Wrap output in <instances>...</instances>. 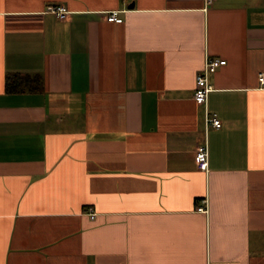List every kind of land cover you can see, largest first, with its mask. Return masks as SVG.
<instances>
[{
  "label": "crops",
  "instance_id": "crops-1",
  "mask_svg": "<svg viewBox=\"0 0 264 264\" xmlns=\"http://www.w3.org/2000/svg\"><path fill=\"white\" fill-rule=\"evenodd\" d=\"M203 7L0 0V264H264V0Z\"/></svg>",
  "mask_w": 264,
  "mask_h": 264
},
{
  "label": "built area",
  "instance_id": "built-area-1",
  "mask_svg": "<svg viewBox=\"0 0 264 264\" xmlns=\"http://www.w3.org/2000/svg\"><path fill=\"white\" fill-rule=\"evenodd\" d=\"M204 7L210 4L213 0H203ZM48 11L53 13L58 18H63L68 10L65 6L60 4H53L48 8ZM120 9H109L104 12V18L108 21L121 22L122 17L119 15ZM226 62L224 58L209 56L205 53L204 61L201 69L195 75L193 100L195 103L203 105V125L204 135L203 140L196 144L193 159L198 169L207 171L208 169V145L206 140V132L209 125L219 128L221 126V120L213 113H210L207 108V97L209 92L213 89L210 82V75L221 65ZM258 80L261 84H264V72L258 73ZM196 210L201 212H207V200L202 198L196 204ZM91 218L94 217V212H89Z\"/></svg>",
  "mask_w": 264,
  "mask_h": 264
},
{
  "label": "trees",
  "instance_id": "trees-1",
  "mask_svg": "<svg viewBox=\"0 0 264 264\" xmlns=\"http://www.w3.org/2000/svg\"><path fill=\"white\" fill-rule=\"evenodd\" d=\"M12 77L11 82L7 81L6 86L10 89H28L29 86L27 83H24V80L27 79V76H18V75H11ZM33 79H35L33 77ZM32 86V85H31Z\"/></svg>",
  "mask_w": 264,
  "mask_h": 264
},
{
  "label": "water",
  "instance_id": "water-1",
  "mask_svg": "<svg viewBox=\"0 0 264 264\" xmlns=\"http://www.w3.org/2000/svg\"><path fill=\"white\" fill-rule=\"evenodd\" d=\"M132 4H130V6H131Z\"/></svg>",
  "mask_w": 264,
  "mask_h": 264
}]
</instances>
